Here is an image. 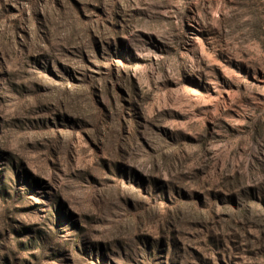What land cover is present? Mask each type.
Returning a JSON list of instances; mask_svg holds the SVG:
<instances>
[{"label":"rangeland","instance_id":"1","mask_svg":"<svg viewBox=\"0 0 264 264\" xmlns=\"http://www.w3.org/2000/svg\"><path fill=\"white\" fill-rule=\"evenodd\" d=\"M0 264H264V0H0Z\"/></svg>","mask_w":264,"mask_h":264}]
</instances>
